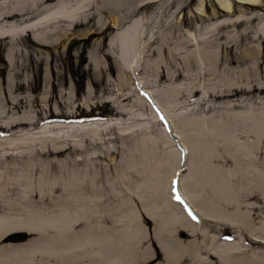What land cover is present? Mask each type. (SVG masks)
I'll list each match as a JSON object with an SVG mask.
<instances>
[{
    "label": "rangeland",
    "instance_id": "1",
    "mask_svg": "<svg viewBox=\"0 0 264 264\" xmlns=\"http://www.w3.org/2000/svg\"><path fill=\"white\" fill-rule=\"evenodd\" d=\"M201 1L204 16L197 10ZM60 4L67 13L77 14L71 24L54 19L61 16L57 12ZM244 15L253 18L218 29L215 35L211 31L218 22L242 19ZM4 22H17L19 28L26 26L29 30H67L64 37H53L45 44L35 42L31 32L20 35L18 53H13L14 67L7 61L8 39L0 38V139L11 134L21 138L64 137L42 139L36 147L69 148L58 156L7 162L21 166L37 163L42 171L40 178L49 181L67 184L79 180L95 186L98 197L106 196L97 212L104 218L103 226L115 236H119L120 226L115 224L113 211L120 199L110 193L108 181L116 182V173L125 170L127 184L140 182L143 176L128 167H140L143 156L147 170L155 175L170 176L175 166L187 170L188 154L173 137L172 121L201 118L208 128L212 118L239 123L242 114L264 112V37L249 42L251 37L260 36L264 0L255 6L233 2L230 13L222 11L214 0H37L33 4L25 2L19 15L0 23ZM141 39L146 42L142 52ZM215 39L221 47L208 44ZM235 39L239 44L233 45ZM246 46L261 48L251 50L253 54L248 56ZM212 49L218 52L216 62L205 58L204 50ZM187 51L195 56L184 61L181 56ZM121 53H129L127 67L120 61ZM255 68L249 79L243 77L242 73ZM8 75L12 76L10 81ZM8 84H12L11 91ZM167 88H174L169 115L158 99ZM19 120L35 122L39 128L7 131V125ZM95 122L100 124L94 128H51L63 123ZM149 137L153 143L145 139L147 145L142 148L141 142ZM236 138L250 139L239 132ZM170 150L175 152L172 169L168 167ZM40 178L38 173L32 177L35 192L26 197L10 193L0 213L20 218L51 212L60 205L58 193H37ZM119 188V197L127 198V191ZM148 249L153 257L160 254L156 244ZM137 257L133 254L129 264H136ZM152 264L163 263L157 260Z\"/></svg>",
    "mask_w": 264,
    "mask_h": 264
},
{
    "label": "bare ground",
    "instance_id": "2",
    "mask_svg": "<svg viewBox=\"0 0 264 264\" xmlns=\"http://www.w3.org/2000/svg\"><path fill=\"white\" fill-rule=\"evenodd\" d=\"M36 1L1 0L0 22L19 15L25 2L33 4ZM214 2L222 11L230 13L233 2L255 6L260 0ZM197 10L200 16H204L203 1ZM57 12L61 16L54 19L65 20L68 24L77 16L76 13H67L61 4ZM241 18L218 22L211 31L215 35L218 29L234 27L241 21L249 22L253 17L244 15ZM113 24H116V19H113ZM260 30V36L251 37L250 43L264 37V24ZM30 32L35 42L45 44L53 37H64L67 30H29L26 26L19 28L17 22L0 23V38L8 39L10 46L7 61L11 66H15L13 53H18L19 36ZM233 43L239 44V40L235 39ZM139 44L142 52L146 42L141 39ZM208 44H213L214 48L221 47L216 39ZM260 48L246 46L245 54L252 55L251 50ZM204 52L206 60L217 61L215 49ZM192 56H195L194 52L187 51L181 58L187 61ZM119 57L123 67H127L129 53L124 56L121 53ZM257 69L245 71L242 75L249 79ZM8 79L10 81L12 76L8 75ZM244 85L249 86L247 83ZM11 88L12 84H8V91ZM174 88L162 90L158 95L168 115L172 111L169 98ZM241 116L243 120L239 123L212 118L208 128L201 118L171 122L173 137L180 140L179 144L188 154L186 172L175 166V152L170 150L167 153L171 161L168 167L172 169L175 166L170 176L168 173L155 175L147 170L145 156L139 163L140 167H128L138 176H143L140 182L127 184V172L116 173V182L108 181V185L110 193L120 199L113 211L116 212L115 224L120 226L119 236L103 226L104 218L97 212V207L106 196L98 197L92 184L79 180L60 184L40 178L42 171L37 163L21 166L17 162H7L62 155L69 149L64 145L47 149H37L36 146L42 139L64 137L40 135L21 138L11 134V137L0 139V208L10 193L26 197L35 192L31 181L36 173L40 178L37 193H58L62 198L61 204L51 212L20 218L0 213V264H129L133 254L138 256L136 264H152L157 260L163 264H264V112ZM143 123H148V120ZM96 124L100 123H63L51 128L79 130L94 128ZM37 125L19 120L6 128L7 131L16 128L31 130L38 129ZM237 132L250 139H237ZM145 139H150L151 144L154 140L144 138L142 148L147 145ZM227 165L231 167H224ZM121 186L129 194L127 198L119 197ZM132 196L137 200L136 204ZM147 225H152V229L148 230ZM16 233H29L33 237L22 244L7 242V238ZM155 244L160 254L153 257L154 253L148 246Z\"/></svg>",
    "mask_w": 264,
    "mask_h": 264
},
{
    "label": "water",
    "instance_id": "3",
    "mask_svg": "<svg viewBox=\"0 0 264 264\" xmlns=\"http://www.w3.org/2000/svg\"><path fill=\"white\" fill-rule=\"evenodd\" d=\"M29 233H16L12 234L7 238V242L16 244V243H21V242H26L28 239H30Z\"/></svg>",
    "mask_w": 264,
    "mask_h": 264
}]
</instances>
